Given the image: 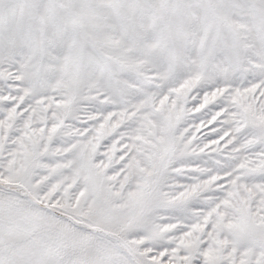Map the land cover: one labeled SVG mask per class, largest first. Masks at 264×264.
I'll return each instance as SVG.
<instances>
[{"label": "snow or ice", "instance_id": "1", "mask_svg": "<svg viewBox=\"0 0 264 264\" xmlns=\"http://www.w3.org/2000/svg\"><path fill=\"white\" fill-rule=\"evenodd\" d=\"M0 264H264V0H0Z\"/></svg>", "mask_w": 264, "mask_h": 264}]
</instances>
